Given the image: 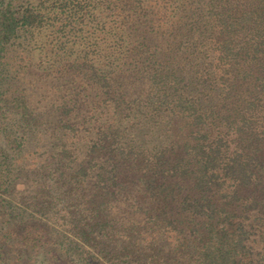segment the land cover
I'll use <instances>...</instances> for the list:
<instances>
[{
    "label": "trees",
    "instance_id": "1",
    "mask_svg": "<svg viewBox=\"0 0 264 264\" xmlns=\"http://www.w3.org/2000/svg\"><path fill=\"white\" fill-rule=\"evenodd\" d=\"M0 264H264V0H0Z\"/></svg>",
    "mask_w": 264,
    "mask_h": 264
},
{
    "label": "rangeland",
    "instance_id": "2",
    "mask_svg": "<svg viewBox=\"0 0 264 264\" xmlns=\"http://www.w3.org/2000/svg\"><path fill=\"white\" fill-rule=\"evenodd\" d=\"M245 1L246 0H244V2ZM155 127L156 128H154L153 131L148 135L149 137L146 135H140L139 139H140V141L146 140L148 142V144H150V146L163 147L167 143V141L163 137V136H165L164 132L161 131L159 126H155Z\"/></svg>",
    "mask_w": 264,
    "mask_h": 264
}]
</instances>
